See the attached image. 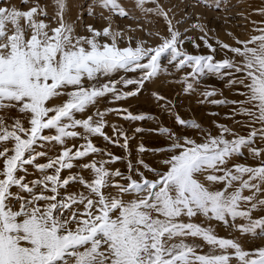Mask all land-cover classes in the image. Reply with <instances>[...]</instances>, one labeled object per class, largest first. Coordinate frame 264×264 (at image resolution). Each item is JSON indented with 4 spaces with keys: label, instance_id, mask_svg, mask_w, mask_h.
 <instances>
[{
    "label": "snow or ice",
    "instance_id": "snow-or-ice-1",
    "mask_svg": "<svg viewBox=\"0 0 264 264\" xmlns=\"http://www.w3.org/2000/svg\"><path fill=\"white\" fill-rule=\"evenodd\" d=\"M22 2L29 6V0ZM134 3L143 15L161 17L167 25L168 35L158 36V46L139 41L133 47L129 38L121 48L117 39L123 34L110 26L103 31L88 26V36H77L64 19L67 0H53L54 17L39 3L28 11L0 6V112L15 110L20 117L0 116V264H264V246L244 250L192 222L203 217L264 240V199H259L264 196V24L252 21L255 35L235 39L237 47L217 40L218 49L199 24L180 32L158 0ZM205 6L218 8L219 0ZM94 8L109 13V25L113 16L129 15L120 0H92L89 16ZM255 14L264 16V11ZM193 29L203 33L199 39L208 55L199 54L201 44L186 36ZM219 50L225 52L221 60L216 59ZM165 56L168 66L161 63ZM182 71L183 93L201 96V104L219 94L206 77L239 89L234 95L241 100L212 99L211 105H231L234 111L225 119L249 131L240 135L213 122V135L153 94L177 130L159 127L154 134L163 137L164 146L141 144L136 162L128 159L126 173L110 170L121 158L99 148L93 138L130 157L129 142L135 137L116 125L109 136L105 117L115 113L133 123L155 118L126 108L86 114L105 97L113 104L129 100L160 73ZM117 73L137 75L112 80ZM132 85L136 90H122ZM73 141L79 143L69 147ZM145 152L160 157L156 167L144 162ZM97 156L101 159L89 161ZM239 158L245 163H231ZM249 158L258 166H248ZM78 162L89 179L72 173ZM76 185L82 190L68 192ZM190 240L202 241L208 251Z\"/></svg>",
    "mask_w": 264,
    "mask_h": 264
},
{
    "label": "rangeland",
    "instance_id": "rangeland-1",
    "mask_svg": "<svg viewBox=\"0 0 264 264\" xmlns=\"http://www.w3.org/2000/svg\"><path fill=\"white\" fill-rule=\"evenodd\" d=\"M36 3H39L41 8H46L49 17H54L55 8L53 7V0H29V6H25L22 0H2L0 6L9 8L14 7L17 10L28 11L29 7ZM120 3L129 15L123 19L113 16L111 25H109L108 22L109 13L101 11L99 8H94L93 15L89 16L88 9L92 4V0H67V11L64 19L66 23L75 26V34L77 36H88L89 34L86 32L88 26L93 27L96 31H103V29L110 26L113 32H120L123 34L122 39H117V44L121 48L128 46L129 38L133 41V47L135 46V42L139 41H147L148 45L155 47L160 43L158 36L168 35L167 25L163 18L155 15H143L136 7L134 0H120ZM158 3L180 32L184 33L192 24H199L207 32L209 43L218 49L219 46L216 44L217 40L231 47H237L234 43L235 39L247 40L250 36L255 35V33L252 32V28L254 27L252 21H255L257 24H264V16L255 14L264 11V0H219L220 6L218 8L215 6L211 8L205 6L214 5V0H202L201 3H198L197 0H158ZM148 7H152V5H148ZM45 22L49 23L53 28L57 26L52 20H46ZM229 33H231V35H229ZM202 35V32L195 29L186 32L187 37H191L197 43L201 44V51L199 54L208 55L207 49L203 48L199 39ZM101 39L103 42L111 43L107 38ZM184 47L188 52L196 54L190 43H185ZM223 58H225V52L219 50L216 59L221 60ZM161 63L162 66H168V57H163ZM183 74V71L181 73L162 72L155 79L147 82L138 96L116 104L110 103L109 98L105 97L98 103L96 109L90 110L86 114L91 115L94 110L108 111L112 108H126L132 114H143L155 118L154 120L148 119L133 123L118 119L115 113L105 117V123L108 125V127L105 128L106 134L112 136L111 126L116 125L119 128H123L129 137H135V139L129 142L130 157H128L123 149L108 145L102 138H93L92 142L99 148L121 158L118 163L109 166L110 170L115 171L119 169L126 173L128 159L130 158L133 163L136 162V149L141 144L147 149H158L164 146L166 141L163 137L154 134L159 127L162 126L174 131L177 130V126L174 124V118L162 111L160 105L153 99V94L160 95L170 101L171 104L168 105L169 108L175 105L174 112L182 119L196 121L203 128L210 130L213 135L217 133L213 122L228 125L234 132L240 135H245L249 131V129L235 124L234 121L225 119L226 116L234 111L231 105L222 107H213L211 105L212 99H223L225 101L241 100L242 97L234 95V92L239 91V89H229L225 86L226 81L219 80L215 77H206L205 82L211 85L219 94L211 98L208 104H201L200 101L203 99L201 96L196 94L185 95L183 93L184 86L178 82ZM136 75L137 74L134 73H117L111 79L118 80L121 76L130 79L135 78ZM122 90H136V86L132 85L129 89ZM201 90L202 89L199 88L197 89V91ZM56 103H60V100H57ZM210 112H216L219 113V115L210 116L208 115ZM0 116H5L6 119L7 117L20 118L15 110H11L7 112V114L0 112ZM25 126H27L26 123ZM136 128H142L144 131L136 133ZM74 143L78 144L79 141L70 142L68 146L71 147ZM120 143H123V141H120ZM49 155H55V153H49ZM245 156H247V152H245ZM142 158L145 163L156 167L155 161L160 157L154 156L151 152H145ZM91 159L98 160L101 159V157H92L89 158V161ZM231 163L243 164L245 161L243 158H239L233 160ZM248 166H258V161L249 158ZM77 172L85 179H89L88 172L79 171V162L77 163V167L72 170V173ZM68 174L70 173H64V175ZM81 190L82 188L79 185L69 186L68 188V192L72 193ZM262 191H264V189H262ZM244 194L250 195L248 192ZM259 199H264V196L259 197ZM192 222L203 227L212 228L218 237L232 239L239 243L244 250H253L257 247L264 246V240H252L248 237L241 236L238 232L232 231L230 227H225L223 224L216 221L209 222L206 218L197 217ZM188 242L200 244L204 253L208 251V247L204 245L202 241L190 240Z\"/></svg>",
    "mask_w": 264,
    "mask_h": 264
}]
</instances>
